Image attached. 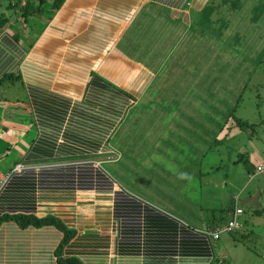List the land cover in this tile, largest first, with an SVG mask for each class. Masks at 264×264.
<instances>
[{"label":"crops","instance_id":"obj_1","mask_svg":"<svg viewBox=\"0 0 264 264\" xmlns=\"http://www.w3.org/2000/svg\"><path fill=\"white\" fill-rule=\"evenodd\" d=\"M18 1L0 0V15L8 20L0 28V94L9 97L13 83L20 86L19 98L9 101L17 103L18 115L0 128V138L17 143L18 152L11 160L8 154L0 158V174L21 166L0 190V216L61 220L76 231L62 253L83 264H211L213 250L204 255L200 239L187 242L197 233L186 232L190 223L173 210L182 209V201L161 194L164 189L151 190L149 181L142 192L153 194L143 200L119 167L124 154L138 156L142 167L152 156L169 153L155 135L138 144L134 129L145 111L146 128L185 130L184 142L201 153L209 150L197 146V139L210 123L205 127L200 115L192 124L189 117L201 112L202 98L218 113V76L210 68L204 79L201 66L214 59L191 54L205 37L202 16L217 15L211 0H66L51 18L45 9L27 20L19 11L25 0ZM121 46L126 55L118 53ZM102 85L103 93L96 88ZM108 95L117 99L110 104ZM138 106V120L125 128ZM252 151L250 179L260 177L255 167L264 163V147ZM112 161L110 185L105 165ZM263 191L256 188L245 203L261 207ZM61 239L52 226L22 229L3 222L0 264H56Z\"/></svg>","mask_w":264,"mask_h":264},{"label":"rangeland","instance_id":"obj_2","mask_svg":"<svg viewBox=\"0 0 264 264\" xmlns=\"http://www.w3.org/2000/svg\"><path fill=\"white\" fill-rule=\"evenodd\" d=\"M211 2L212 9L215 10L213 12L217 15L212 18L202 16L201 24L205 37L198 43L196 52L191 54L214 59L212 65L209 61L201 66L204 69V79L209 78L207 74L210 68H213L218 76V113L216 114L210 106L211 102L202 98L197 104V109L201 112L189 117L192 124L200 115L205 127L210 123V127L204 129L203 137L197 139V146L209 150L201 153L195 148V144L184 142L185 130L161 131L159 128H146L145 111L142 121L134 129L140 138L138 144L147 145L146 143L152 140L146 137L155 135L161 139L159 147L166 144L169 153L161 155L160 159L152 156L151 159L145 160L146 164L142 167L138 156L130 157L124 154V160L119 163V167L122 178L125 181L131 178L136 184L130 185L135 188L133 194L143 200L150 199L149 196L153 193L146 194L142 192V188L144 181L152 182L146 185H151V190L164 189L161 194L168 195L172 200L182 201L180 204L184 207L173 210L176 213L183 212L187 224L202 229H205L212 219L227 224L233 211L229 208L244 207V214L239 219L241 227L233 233H222L218 240L212 242V250L219 263L222 261L223 264H264V191L257 204L260 203L261 207L248 206L245 203L248 195H252L256 188L264 190V177L250 179L248 166L244 162H237L242 156L250 155L252 150L264 147V0ZM120 45L121 43H117L112 51ZM118 53L126 55L128 50L121 46ZM106 66L109 67L108 64ZM19 89L18 83H13L10 93H5L9 97L0 94V128L7 117L14 120L15 115H18L17 103L13 106L9 101L19 98ZM204 92L210 95L209 90L204 89ZM140 110L141 106H138L129 113L125 128L131 126V121L138 120ZM236 119L246 122L247 125L236 126ZM179 131L181 135H173V132ZM213 143L214 145H211ZM17 152V143L9 142L8 138H0V158L3 159L8 154L7 159L11 160L17 156ZM186 158L192 159V163L190 160L185 161ZM113 161L111 165L105 166L108 171L111 169L110 174L114 176ZM132 165L135 166L134 169ZM128 166L131 167L129 175Z\"/></svg>","mask_w":264,"mask_h":264},{"label":"trees","instance_id":"obj_3","mask_svg":"<svg viewBox=\"0 0 264 264\" xmlns=\"http://www.w3.org/2000/svg\"><path fill=\"white\" fill-rule=\"evenodd\" d=\"M65 1L66 0H25L23 5L19 7V11H21L20 17L23 20H27L28 18L42 16L43 13L45 12V9H46L48 11L49 18H51L52 14H55L57 11H59L62 8ZM20 2H21V0H19L17 2V5H21ZM7 21L8 20L5 16L0 15V28H2L4 25H6ZM96 88L98 89L97 90L98 92H102V93L105 92L103 85L102 86H96ZM115 98L117 99V97L115 95H108V97H107L108 103H110V104L113 103V100ZM111 107L114 108L113 106H111ZM232 115H233V113L230 116H232ZM235 124L238 127L247 125L246 122H242L238 119L235 120ZM250 126H252V125H250ZM237 162H244V164L246 166H248V170H249L248 155H246L245 157L242 156L241 159H239ZM12 173H13V171L8 172V174L10 176ZM106 174H107L106 179L108 181V184H110V185L113 184L115 181L113 175H111L107 172H106ZM10 176H9V178H10ZM0 190H1V188H0ZM234 209L235 208H231V207L229 208V210H233V211H234ZM219 211L221 212L222 210H219ZM239 219H238V221H239ZM6 221H13L22 229H25L27 227H34V228H41L43 226L54 227L55 229H57L62 234V239H61L58 247L55 249V252H54L56 264H83L76 257H64V255L62 253L63 249L74 238L76 231L72 228L67 227L61 220H59L53 216H46L43 218H37L33 215H23V214L0 216V225ZM222 225H225V224H222L221 220H214V219L211 220V222L209 223V225L205 229H195V227H192L191 225H186L185 226V228L187 230L186 232L197 233V234H195L197 236H198V234L202 235L201 237L191 235L190 238L188 237L187 242L200 239V241H202L203 245H204L203 246V253H204V255H208V253H210V250H212L211 249L212 242L216 241L220 238V236H219L218 239H216V240L213 239L211 236V232L214 229L221 227ZM169 229L170 230L176 229L174 222H172V221L170 222ZM234 231L229 232V233H233ZM215 263L216 264H223L224 262L221 261V263H219L218 259H216L214 257L211 264H215Z\"/></svg>","mask_w":264,"mask_h":264},{"label":"built area","instance_id":"obj_4","mask_svg":"<svg viewBox=\"0 0 264 264\" xmlns=\"http://www.w3.org/2000/svg\"><path fill=\"white\" fill-rule=\"evenodd\" d=\"M20 165H17L16 167H14V169L12 170L13 172H19L20 169ZM256 175H260L264 177V163H260L255 167V171ZM9 174L6 173L5 175H1L0 174V188H2V186L4 185V183L7 181V179L9 178ZM237 200V198L235 199ZM243 215V211L240 208H235L234 211L231 213V218L228 221L227 224L222 225L221 227H218L216 229H214L211 232V236L213 239H218L219 236L222 233H229L232 232L238 228L241 227L240 222L238 221V219Z\"/></svg>","mask_w":264,"mask_h":264}]
</instances>
